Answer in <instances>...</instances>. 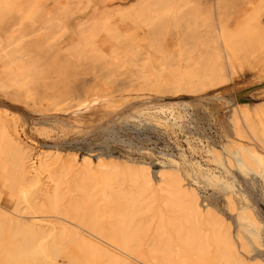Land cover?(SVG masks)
<instances>
[{"label":"rangeland","instance_id":"rangeland-1","mask_svg":"<svg viewBox=\"0 0 264 264\" xmlns=\"http://www.w3.org/2000/svg\"><path fill=\"white\" fill-rule=\"evenodd\" d=\"M9 43L0 264H264L236 218L242 192L264 241V180L231 170L230 191L186 173L217 169L202 144L264 156V0H0V56ZM100 86L119 105L72 115ZM163 170L196 191L202 218Z\"/></svg>","mask_w":264,"mask_h":264},{"label":"bare ground","instance_id":"bare-ground-1","mask_svg":"<svg viewBox=\"0 0 264 264\" xmlns=\"http://www.w3.org/2000/svg\"><path fill=\"white\" fill-rule=\"evenodd\" d=\"M1 56L0 58H2V60L6 59V62L9 63H13L15 60V54H16V47H13V45L6 44V46L1 50ZM179 91H175L174 93H172V97L173 99H178L180 98L182 95H180ZM240 93V92H239ZM159 94V93H158ZM158 94L156 95L158 97ZM175 94V95H174ZM162 95V94H160ZM164 95V94H163ZM169 95V94H168ZM167 94H165V96H168ZM184 96V95H183ZM188 96V95H187ZM186 96V97H187ZM244 96V95H243ZM152 97V96H151ZM188 97H191L190 95ZM117 97L116 96H112L106 93V89L104 88V86H100L97 87L94 92L92 93V98L87 100L86 102H84L82 105H80L78 107V109L75 110V112L72 115H75L77 117H79V115H82L83 113H86L87 111H91V110H96L99 108H111V109H115V105L118 104L117 101ZM239 103V102H238ZM117 106V105H116ZM122 108V106H121ZM117 109V108H116ZM122 110V109H121ZM148 110V109H147ZM146 110V111H147ZM120 111V110H119ZM144 111V113L146 112ZM142 112V111H141ZM150 112V111H149ZM148 112V113H149ZM139 113V112H138ZM142 114V113H141ZM60 115V114H59ZM151 115V114H150ZM61 116V115H60ZM144 116V115H143ZM148 116V115H147ZM152 116V115H151ZM150 116V117H151ZM173 119V118H172ZM146 120V119H145ZM169 119H167L165 117V119L163 120V124L165 123V125L170 128V127H174V124H170L172 122H170ZM159 124V123H158ZM177 127V126H176ZM217 149V148H216ZM217 150H219V154H216L215 151V147L209 148L207 153L209 156V162L213 163L214 165H216L217 167V171L216 170H211V168L205 169L203 168L200 164H194L190 163L188 167L189 170L186 171L188 177L193 178V182H199V181H203L205 183H209L211 184V186H215V187H220L221 189H225V190H232V191H236L235 186L237 185L236 182L233 179H229L228 177H226L224 174L229 173V171L233 170L235 172V174H240V176L242 175L243 177H261L264 180V156L259 154L257 151L252 150L250 147L248 146H240L238 148H232L230 149L229 147H224V148H218ZM218 153V152H217ZM90 160V159H89ZM175 161V160H174ZM185 161V160H183ZM170 163V162H169ZM173 163V161L171 162ZM176 164V163H175ZM174 164V165H175ZM178 164V163H177ZM178 167V165H176ZM180 166V165H179ZM187 167V168H188ZM141 168H144L145 170H147L148 168L144 166H142ZM222 170V172H218V170ZM179 170V169H178ZM177 170V172H173V171H166L163 170L164 175L168 176L170 181V187L172 188L174 194H180L182 193L180 196L184 197L185 199L187 198V202L186 203H190V206L193 210V214L191 215H195V217H197L196 219L202 218V207L200 206L199 203V199H198V195L196 193V191L191 190H183L181 186V183L183 181L182 175L180 174V172ZM139 171V170H138ZM181 171V170H180ZM179 172V173H178ZM202 182V183H203ZM195 183V184H196ZM58 184V183H56ZM206 186V185H205ZM212 186V187H213ZM56 187H58L56 185ZM55 187V189H56ZM237 187V186H236ZM209 188V187H208ZM214 188V187H213ZM219 189V188H218ZM217 189V190H218ZM140 190V189H139ZM220 190V189H219ZM230 190V191H231ZM56 191V190H55ZM57 194V192H55ZM129 193V192H128ZM225 193V192H223ZM230 193V192H229ZM55 194V195H56ZM240 194V193H238ZM229 195V194H228ZM232 194L229 195V198L231 196L232 198ZM241 198H242V204H244L245 206H242V210L241 212H239V215L236 217L237 218V223L239 224V226L242 228L239 232L240 237H237L238 240H242L244 241L249 250L256 252L258 254H264V241H263V237H262V229H260V226L255 220H253L252 218H250L249 216H247L246 212H247V208H248V200H247V196L241 192ZM127 196V195H126ZM239 196V195H238ZM131 197V196H130ZM226 197V196H225ZM54 198V197H52ZM127 198V197H126ZM229 198L226 197V199H228L229 204L233 203L231 201V199L229 200ZM51 199V197H50ZM56 198H54V200H56ZM51 201V200H50ZM58 201V200H56ZM54 201L52 204L53 206L56 207V202ZM227 201V200H226ZM235 204V203H234ZM232 208H233V204ZM235 206V205H234ZM59 207V206H58ZM56 207V208H58ZM229 208V205L227 206ZM211 207L209 205H207V209H205V215L208 216L209 218H212L214 215V211H212V209H210ZM231 208V206H230ZM184 211V210H183ZM188 211V210H187ZM185 212V211H184ZM36 214V213H35ZM183 214V213H182ZM241 214V215H240ZM185 215V214H184ZM33 216V215H32ZM186 216V215H185ZM184 216V217H185ZM37 217V216H36ZM182 217V216H181ZM189 217V216H188ZM194 217V218H195ZM193 218V217H192ZM191 218V219H192ZM32 219H37L32 218ZM43 219V218H42ZM179 220V219H178ZM181 220V219H180ZM36 221V220H35ZM38 221H42V220H38ZM182 222V221H181ZM128 223V222H127ZM196 223V222H195ZM181 224V223H180ZM191 224V223H189ZM188 224V225H189ZM66 225V224H65ZM192 225V224H191ZM197 225V224H196ZM67 226V225H66ZM77 226V225H76ZM190 226V225H189ZM198 226V225H197ZM81 227V226H80ZM123 228V227H122ZM191 228V226H190ZM196 228V226H195ZM125 229V227L123 228ZM69 230V229H68ZM118 230V229H117ZM127 230V229H126ZM75 231V230H74ZM123 231V230H122ZM189 231V230H188ZM195 231V230H192ZM76 232V231H75ZM95 233V232H94ZM187 233V232H186ZM78 234V233H77ZM128 234V233H127ZM197 234V233H196ZM94 236V234H92ZM76 236V235H75ZM81 236V235H79ZM100 236V235H99ZM78 237V236H77ZM90 237V236H89ZM103 237V236H102ZM109 237V236H108ZM192 237V235H191ZM197 237V236H196ZM79 238V237H78ZM101 238V237H100ZM98 240H101V239ZM199 238V237H198ZM92 239V238H91ZM110 239V237H109ZM108 239V241H109ZM120 240V238H119ZM187 241V239H185ZM197 240V239H196ZM195 240V241H196ZM194 241V242H195ZM199 241V240H198ZM97 242V241H96ZM107 242V241H106ZM200 242V241H199ZM204 242V241H203ZM99 244V242H98ZM121 244V243H120ZM128 243V240H124L123 242V246L124 248H126ZM200 244V243H199ZM198 244V245H199ZM206 244V243H205ZM97 245V244H96ZM170 245V244H169ZM197 245V244H196ZM202 245V244H201ZM122 246V245H121ZM122 246V247H123ZM206 246V245H205ZM34 247V245H33ZM166 247V246H165ZM197 247V246H196ZM104 249H106V247H102ZM164 248V247H163ZM30 249V248H29ZM28 249V250H29ZM103 249V250H104ZM195 249V248H194ZM198 249V247H197ZM129 250V249H128ZM200 250V248H199ZM203 250V249H202ZM30 251V250H29ZM34 251V250H33ZM118 252L124 254V255H128V253L117 249ZM126 251V249H125ZM130 251V250H129ZM132 251V250H131ZM166 251L167 254V259H170V254ZM201 251V250H200ZM163 252V251H162ZM107 253V252H106ZM131 254V252H129ZM108 254V253H107ZM165 254V253H164ZM166 256V255H165ZM261 257V256H260ZM263 257V256H262ZM259 258V257H257ZM264 258V257H263ZM123 259V258H122ZM166 263V262H165ZM171 263V260L169 262ZM168 264V263H167Z\"/></svg>","mask_w":264,"mask_h":264},{"label":"built area","instance_id":"built-area-1","mask_svg":"<svg viewBox=\"0 0 264 264\" xmlns=\"http://www.w3.org/2000/svg\"><path fill=\"white\" fill-rule=\"evenodd\" d=\"M184 114L187 118H189L190 121H192L193 123L195 122V112L191 109V108H184ZM203 145V149L202 151L205 153L207 149H209V145ZM182 155H186L184 151H182ZM194 155L196 154H193L192 158H194ZM167 156L163 157L162 160H159V161H167ZM195 159V158H194Z\"/></svg>","mask_w":264,"mask_h":264},{"label":"water","instance_id":"water-1","mask_svg":"<svg viewBox=\"0 0 264 264\" xmlns=\"http://www.w3.org/2000/svg\"><path fill=\"white\" fill-rule=\"evenodd\" d=\"M247 93V90L245 91V92H243V94H246ZM239 95H237V97H238Z\"/></svg>","mask_w":264,"mask_h":264}]
</instances>
